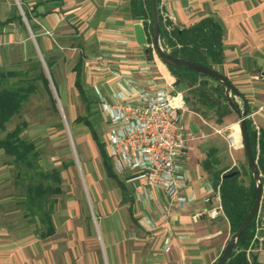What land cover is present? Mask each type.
<instances>
[{
  "label": "crops",
  "instance_id": "obj_1",
  "mask_svg": "<svg viewBox=\"0 0 264 264\" xmlns=\"http://www.w3.org/2000/svg\"><path fill=\"white\" fill-rule=\"evenodd\" d=\"M19 1L26 4L27 9L33 4L38 6L27 19L21 14L22 8L17 12L15 0H0V69L16 56L39 59L37 56L41 55L46 66L49 63L47 68L53 73L56 92L58 89L62 93L56 79L60 77L58 67L68 68L67 77L75 86L74 68L80 62V83L89 103L94 86H99L105 95L117 88V71H130L140 78L176 81L157 55L151 52V56H147L149 42L145 32V43L137 40V27L143 28V25L131 17L130 0ZM163 8L173 16L172 27H192L207 17L219 25L223 59L214 68L238 90L235 101L240 108L243 99L246 100L247 119L258 141L259 133L264 134V98L259 97H264V0H166ZM161 20L165 28L166 22L162 17ZM144 62L150 67L148 74L138 71ZM92 98L96 100L95 96ZM203 110L206 115L189 106L182 111L188 138L189 191L195 198L180 211L156 189H151L148 201L138 202L129 184L114 173L115 178L109 176L103 162L105 174L95 175L91 172V163L82 159L89 191L84 193L78 178L77 186L67 191L66 200L60 202L59 197L54 204L53 231L43 235L46 227L37 215L25 208H9L11 204L15 207L20 197L15 193L14 170L9 157L0 150V264H214L224 243L216 241L219 229L205 234L201 227L214 220L213 223L226 222L231 230L223 214L208 215L219 204L208 185L215 189L217 177L232 167L242 171L246 155L238 119L226 123L233 112L216 122L211 109ZM99 113L105 124L101 143L106 152L107 123L100 107ZM86 121L93 136L92 123ZM257 150L259 152V148ZM43 162L39 158L40 167ZM262 167L260 215H264L261 208V203L264 204V153ZM157 202L168 207L163 219ZM15 211L20 213V219L10 217ZM195 212H203V215L195 219ZM145 214L156 221L154 231L145 227L142 221ZM166 234L172 236L168 252L163 250L162 243ZM262 234L264 236V230ZM213 244L216 247L212 250L210 245ZM249 247L248 259L254 256L264 264V238L252 239Z\"/></svg>",
  "mask_w": 264,
  "mask_h": 264
},
{
  "label": "trees",
  "instance_id": "obj_2",
  "mask_svg": "<svg viewBox=\"0 0 264 264\" xmlns=\"http://www.w3.org/2000/svg\"><path fill=\"white\" fill-rule=\"evenodd\" d=\"M159 2L160 0H158V4ZM21 6L25 17L30 19V12L34 11L38 5H30V9H27L28 6L21 1ZM130 12L133 19L142 23L147 40L149 44H152L151 0H130ZM159 21L161 39L164 41V45L169 47L171 54L211 68L222 62V32L212 18H204L192 27L182 29L172 27L170 31L164 28L160 14ZM147 56H151L150 47L147 48ZM29 60L32 65L26 69L18 71L0 69V150H3L4 154L10 158L9 164L14 170V184L20 187L19 194H17L20 197L18 204L28 210L30 214L37 215L39 221L45 224L46 233H42L44 235L53 231L51 216L56 203L54 195L60 190L59 173L56 169L44 170L39 166L40 152L38 148L32 141L22 136L26 126L24 120L11 130H7V123L18 114L30 95L37 90L38 82L50 94L49 81L41 61L39 59ZM47 66H49L48 62ZM80 66V62H78L74 68L76 72L75 87L80 93L81 99L86 102L80 83ZM167 67L179 81L176 86L186 89L184 93L186 106L204 115L206 112L203 109L213 110L216 122H221L223 116L233 112L228 106L224 93L225 87L222 83L217 81L215 84H211L206 79L208 76L183 65H167ZM32 70L35 71L30 73ZM236 95H239V92L233 94L234 104L239 108L235 101ZM243 101L246 102L245 99ZM246 114H248L247 107ZM78 119L80 120V118ZM85 122L87 121L85 120ZM246 125L258 169L262 171L264 134L260 132L257 141L256 133L247 118ZM93 137L98 140L95 133H93ZM98 145L107 174L115 178L103 144L98 143ZM257 148H259V152ZM230 172H234V174L224 176ZM245 175L248 177L247 182L244 178ZM216 181L214 186H219L223 215L233 232L249 212L255 196L254 182L248 169L247 160L242 171L232 167L222 173L220 177L218 176ZM255 220L256 216L248 223L224 264H261L254 256L249 260L246 253L255 233Z\"/></svg>",
  "mask_w": 264,
  "mask_h": 264
},
{
  "label": "built area",
  "instance_id": "obj_3",
  "mask_svg": "<svg viewBox=\"0 0 264 264\" xmlns=\"http://www.w3.org/2000/svg\"><path fill=\"white\" fill-rule=\"evenodd\" d=\"M166 0H160L159 14L166 22L165 29H172L173 16L164 10ZM21 14L24 11L21 9ZM125 42V40H123ZM155 55L152 44L146 45ZM169 51V47L165 45ZM140 74L150 72L144 62L139 66ZM117 88L105 95L99 86H94L96 101L107 123L106 153L112 172L134 191L135 199L148 201L151 189L161 191L176 211L183 210L194 200L189 191V176L186 163L188 138L182 120L186 108L184 91L176 88L175 82L157 77L140 78L130 71L115 72ZM214 191L219 204L208 215H222L219 186ZM163 219L168 207L157 202ZM203 212L193 213L195 219ZM142 221L149 231H154L156 221L148 214ZM264 215L259 211L255 220V233L252 239H263ZM163 250L170 251L172 236L162 238ZM250 247L247 248L248 253Z\"/></svg>",
  "mask_w": 264,
  "mask_h": 264
},
{
  "label": "rangeland",
  "instance_id": "obj_4",
  "mask_svg": "<svg viewBox=\"0 0 264 264\" xmlns=\"http://www.w3.org/2000/svg\"><path fill=\"white\" fill-rule=\"evenodd\" d=\"M15 7L19 13L20 8H22L19 0H15ZM14 52H16V49ZM155 55L157 54L155 53ZM37 57L41 60L44 72L48 78L50 94H48L41 83L38 82L37 90L30 95L18 114L13 116L11 121L7 123V130H11L23 120L26 122L22 136L32 141L38 148L40 159L44 161L41 167L42 169L51 170L55 168L58 171L61 177V182L59 183L60 192L54 197H56V201H58L60 197V202H64L68 197L67 191L77 186L78 178L84 193L87 194V190L89 191L85 178V164L82 159H86L91 163V172H94L95 175L99 173L105 174L102 165V156L98 147V143L101 144L102 141L105 124L100 116L97 101L92 98L94 96L96 98L93 89L91 90V102L82 101L71 79L67 77L68 68L59 66L57 70L60 77L56 79L61 87L64 95L63 97L60 90L57 89L56 92L55 85L57 86V84L55 83L53 73L47 68L42 56L38 55ZM14 58V61L2 66L1 69L18 71L32 65L29 59H23V57L18 58L17 56ZM33 60H36V58ZM34 71L35 70H32L30 73ZM206 79L211 81L209 77H206ZM259 97H261V99L264 98L262 96ZM212 111L213 110H211V112ZM78 118H80V120ZM237 119V115L232 113L226 119V123ZM85 120L91 121L92 129L97 135L98 140L95 141L93 139L92 131L90 132V129L86 126ZM244 178L247 182V175H245ZM111 182L112 186H114L115 183L113 181ZM19 191V185H15V193H19ZM17 200H19V198H17ZM261 205V208H264V204L261 203ZM9 208H13V210L23 209L22 206L18 204V201L15 207L11 204ZM93 215L94 212L91 209L92 220ZM10 217L20 219V213L18 211L11 212ZM213 222L216 221L210 220L208 223L206 222V224L201 227L202 232L206 234L210 231L219 229L218 234L215 236V238L218 239L216 241L218 244L224 243L225 246L232 232L229 231L226 222ZM210 247H212L213 250L216 245L213 244L210 245Z\"/></svg>",
  "mask_w": 264,
  "mask_h": 264
},
{
  "label": "water",
  "instance_id": "obj_5",
  "mask_svg": "<svg viewBox=\"0 0 264 264\" xmlns=\"http://www.w3.org/2000/svg\"><path fill=\"white\" fill-rule=\"evenodd\" d=\"M151 8H152V46L154 48L155 53L160 58V60L168 66H179L183 65L188 67L189 69L201 73L205 76L210 77L212 80L210 81L211 84H215V82H220L224 85L225 90V97L228 103V106L230 109L235 113L238 117L239 127L241 131V137L243 142V147L246 155L247 165L249 172L252 176L253 182H254V188H255V196L253 204L247 213V215L244 217L238 228L233 231L221 254L219 255L218 259L216 260L215 264H224V262L227 260L228 256L232 252L233 248L235 247V244L248 225V223L253 219L254 216L257 215L260 207V201L262 197V191H263V178L262 175L258 169L256 159L253 154V150L250 144L249 135L247 131V125H246V107L247 103H243L242 108H237L234 104L233 94H237L238 90L235 88V86L232 84V82L222 73L217 71L214 68L204 66L199 63L192 62L190 60L181 58L179 56H175L170 53V50L167 51L165 49V43L161 39V31H160V21H159V4L158 0H151ZM137 40L140 43H145V34L144 30L141 26L137 27ZM178 80L175 81V85L178 84ZM234 172H230L225 174L224 176H231Z\"/></svg>",
  "mask_w": 264,
  "mask_h": 264
}]
</instances>
